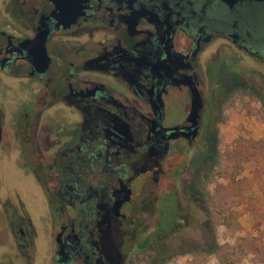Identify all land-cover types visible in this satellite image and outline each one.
<instances>
[{
    "label": "flooded vegetation",
    "instance_id": "af4514ba",
    "mask_svg": "<svg viewBox=\"0 0 264 264\" xmlns=\"http://www.w3.org/2000/svg\"><path fill=\"white\" fill-rule=\"evenodd\" d=\"M255 83L264 2L0 0V264H161L175 171Z\"/></svg>",
    "mask_w": 264,
    "mask_h": 264
},
{
    "label": "rangeland",
    "instance_id": "374dc122",
    "mask_svg": "<svg viewBox=\"0 0 264 264\" xmlns=\"http://www.w3.org/2000/svg\"><path fill=\"white\" fill-rule=\"evenodd\" d=\"M252 85L227 98L221 129L214 134L215 140L210 143L209 157L205 162L200 160L191 163L182 173L181 180L178 170L175 171L177 193L176 188L174 190L170 186L165 203L172 207L176 203L180 204L181 214H189L190 218L188 225L177 221V226L169 228L172 234L165 239L167 246L163 250L161 264H193L198 251L211 252L216 243L233 244L236 236L255 233L251 214L242 218L243 230L237 234L227 233L215 216L220 202L216 188L219 183L225 182L220 173L228 165L227 154L232 149L233 141L238 137L264 139V93H260L258 83H255L256 90L253 93L250 89ZM253 168V165L247 164L244 175L250 176ZM252 195L259 196L256 191ZM147 257L145 264H153L151 257H156L155 252L149 250ZM208 260L209 264H219L216 255L210 256ZM242 264H252L251 258H246Z\"/></svg>",
    "mask_w": 264,
    "mask_h": 264
},
{
    "label": "trees",
    "instance_id": "16d2710c",
    "mask_svg": "<svg viewBox=\"0 0 264 264\" xmlns=\"http://www.w3.org/2000/svg\"><path fill=\"white\" fill-rule=\"evenodd\" d=\"M227 156L228 165L220 173L225 182L216 188L220 202L215 216L227 233L237 234L243 230L242 218L251 214L255 233L236 236L233 244L216 243L211 252L198 251L193 264H209L212 255L219 264H242L248 257L252 264H264V139L238 137ZM247 164L254 167L250 176L244 175ZM255 191L258 197L252 195Z\"/></svg>",
    "mask_w": 264,
    "mask_h": 264
},
{
    "label": "water",
    "instance_id": "95a60500",
    "mask_svg": "<svg viewBox=\"0 0 264 264\" xmlns=\"http://www.w3.org/2000/svg\"><path fill=\"white\" fill-rule=\"evenodd\" d=\"M224 1L225 3L229 4V5H233V4H236L240 1H257V2H264V0H222Z\"/></svg>",
    "mask_w": 264,
    "mask_h": 264
}]
</instances>
